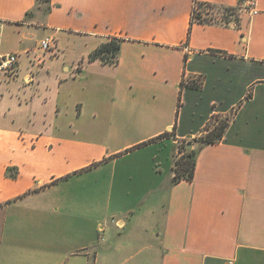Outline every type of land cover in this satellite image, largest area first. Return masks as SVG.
<instances>
[{
    "label": "crops",
    "instance_id": "0c3cea01",
    "mask_svg": "<svg viewBox=\"0 0 264 264\" xmlns=\"http://www.w3.org/2000/svg\"><path fill=\"white\" fill-rule=\"evenodd\" d=\"M36 2L0 0V58L17 57L0 71V264L70 245L113 264L114 237L150 251L137 264H264V0ZM195 3L238 21L192 23ZM112 39L116 64L88 61ZM214 115L232 117L223 138L188 145L194 177L174 184L178 145Z\"/></svg>",
    "mask_w": 264,
    "mask_h": 264
},
{
    "label": "trees",
    "instance_id": "16d2710c",
    "mask_svg": "<svg viewBox=\"0 0 264 264\" xmlns=\"http://www.w3.org/2000/svg\"><path fill=\"white\" fill-rule=\"evenodd\" d=\"M49 2L50 0H37V3H39L40 5H43L44 7H47ZM202 7H208L209 9L216 8V6H212L210 4L195 3L194 9H193L192 23L209 24V22H206V20L201 19V15L203 13ZM195 9L197 11L196 17L194 16ZM222 9H223V15L225 18H229L233 16L234 13L238 10L235 8H223V7ZM224 20L227 23H230L231 21L230 19H224ZM120 47H121L120 41L114 40V39L109 40L101 44L95 50H93L88 56V61L93 62L95 60H99L100 62L104 64H116L118 61V53L120 51ZM181 86L183 87L186 86L192 89H199L201 87L200 84H197L195 82H189L187 84L182 83ZM250 96L251 95L249 92L246 96V99H249ZM239 106L240 104L236 106L233 114L236 112ZM231 118L232 117L220 118L214 115L212 117L211 123L205 126L203 134H201L199 137H196L190 141H185V142L182 141L178 145V153L175 157L174 164H173L172 181L174 184L179 183L183 180L192 181L194 177L197 150L188 149L187 146L192 145L193 143H196L198 146L213 145V144L218 143L223 138L224 133L228 127V124ZM169 134L170 133L163 134L157 139H160ZM171 136H174V135L171 134Z\"/></svg>",
    "mask_w": 264,
    "mask_h": 264
},
{
    "label": "rangeland",
    "instance_id": "374dc122",
    "mask_svg": "<svg viewBox=\"0 0 264 264\" xmlns=\"http://www.w3.org/2000/svg\"><path fill=\"white\" fill-rule=\"evenodd\" d=\"M37 7L41 8L42 10H44V6L40 5L39 3L36 2ZM202 15H201V19L202 20H206V22H209V24H215V23H219V24H223V25H228L230 23L233 22H237L238 21V10L234 13L233 16L229 17V18H225L223 15V9L222 7H217L213 8V9H209L208 7H202ZM197 11L195 9V14L194 16L196 17ZM224 19H230V23L225 22ZM41 39V31H38V38L37 40ZM40 45V44H39ZM185 142V141H184ZM185 145V144H184ZM116 231H113V236L116 235ZM19 236H17L15 238V243L19 241L18 239ZM125 237V236H124ZM123 237V238H124ZM50 238V237H47ZM108 236L100 233L98 240H97V246L100 247L101 242H104L106 244H111L112 242H110V240H108ZM116 237H114V241L111 244L112 248L108 249V252H112L113 254L116 252L115 251V246L118 243H121L120 247L117 250V256L113 258H115V261L113 264H137L138 262H140L145 256L146 254L150 253V251L148 250H143V251H139L138 247H133V245H131L130 243H126V239H122L119 240ZM32 241H35V238H33V240H31L30 238H27V240H25L24 238H22V243L23 244H30L32 243ZM19 244V243H18ZM14 246L16 244H13ZM39 246H43L46 250H52V243L50 242V240H43V241H39L38 243ZM131 245V247H130ZM18 246V245H16ZM97 247V248H98ZM14 249V248H12ZM63 251L60 249V252ZM81 253V255L86 254L85 257H79V254ZM87 251L86 250H80L78 248V245H70L67 247L66 251L64 252V254L62 256H60L59 258L56 259H47L45 258V256L38 258L37 257H32L31 254H27L25 252H16L14 250H12L10 252V257H11V262L12 264L16 263V260L18 257L21 260H26L28 262V264H93V254H92V250H89L90 255H87ZM32 261V262H31ZM99 264H105L103 261L99 262Z\"/></svg>",
    "mask_w": 264,
    "mask_h": 264
},
{
    "label": "built area",
    "instance_id": "2783aa9c",
    "mask_svg": "<svg viewBox=\"0 0 264 264\" xmlns=\"http://www.w3.org/2000/svg\"><path fill=\"white\" fill-rule=\"evenodd\" d=\"M242 3V5L247 8L252 14H257L254 2L244 1ZM56 47V41L52 38H46L40 42V49L44 53L55 51ZM16 64L17 57L15 55L2 57L0 58V71H3L6 77L13 78L17 72Z\"/></svg>",
    "mask_w": 264,
    "mask_h": 264
},
{
    "label": "water",
    "instance_id": "95a60500",
    "mask_svg": "<svg viewBox=\"0 0 264 264\" xmlns=\"http://www.w3.org/2000/svg\"><path fill=\"white\" fill-rule=\"evenodd\" d=\"M188 148L190 149V146H188Z\"/></svg>",
    "mask_w": 264,
    "mask_h": 264
}]
</instances>
